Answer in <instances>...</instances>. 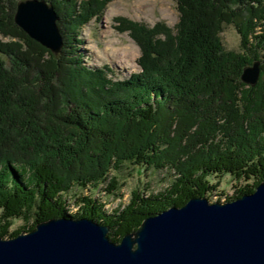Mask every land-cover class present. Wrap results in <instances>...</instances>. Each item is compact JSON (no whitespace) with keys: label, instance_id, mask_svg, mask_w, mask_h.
Here are the masks:
<instances>
[{"label":"trees","instance_id":"1","mask_svg":"<svg viewBox=\"0 0 264 264\" xmlns=\"http://www.w3.org/2000/svg\"><path fill=\"white\" fill-rule=\"evenodd\" d=\"M18 1L0 0L1 238L69 216L107 226L119 243L151 215L193 197L209 201L219 186L210 176L242 184L217 195L225 203L264 180V0H172L173 33L120 21L140 51V71L123 78L86 65L78 39L112 0H44L58 17L59 54L15 25ZM225 26L238 34V51L224 48ZM255 61L259 79L248 86L240 75ZM125 164L173 174L166 189L134 191L108 211L93 191ZM116 187L112 176L99 191ZM13 219L31 224L9 232Z\"/></svg>","mask_w":264,"mask_h":264},{"label":"water","instance_id":"2","mask_svg":"<svg viewBox=\"0 0 264 264\" xmlns=\"http://www.w3.org/2000/svg\"><path fill=\"white\" fill-rule=\"evenodd\" d=\"M57 14L44 0H20L14 22L53 54L63 41ZM258 62L240 80L254 86ZM0 264H264V180L253 193L226 203L190 198L145 218L119 243L108 227L69 216L39 222L29 232L0 237Z\"/></svg>","mask_w":264,"mask_h":264},{"label":"rangeland","instance_id":"3","mask_svg":"<svg viewBox=\"0 0 264 264\" xmlns=\"http://www.w3.org/2000/svg\"><path fill=\"white\" fill-rule=\"evenodd\" d=\"M123 20L141 23L147 27L163 23L173 33L178 22V12L176 4L172 0L110 1L101 13L99 20L93 19L89 21L79 31L78 39L82 41L80 53L83 55V61L86 65L97 68L108 66L113 72L120 70L119 78L126 77L130 72L139 70L137 65V59L140 55L139 48L129 37L127 30L124 31L118 28L122 25L120 21ZM18 28L25 33L20 27ZM27 37L30 38L28 35ZM220 38L225 49L239 50V36L232 26H225L220 34ZM2 39L7 40V38ZM14 40L23 43L17 38H14ZM33 41L36 42L35 40ZM184 144L182 142L181 145ZM168 172L169 170L165 169L155 171L153 169H146L145 167L125 164L119 171L111 172L107 181L99 184L97 190L93 192L95 196L98 195L106 203V209L111 211V209L125 206L134 191L148 194L166 189L171 179L170 174H173V172H170V174ZM112 176L115 177L117 182L114 192L106 194L99 191L100 188H105ZM209 180L213 184H219L214 193L209 196L210 203H215L217 200H219L217 202L225 203L224 196L217 197V195L233 196L235 190L242 185L235 182L229 175L220 177L210 176ZM75 209L70 206L71 212ZM11 223L9 232L20 226L30 225L31 221L25 223L20 219H13ZM0 224H2L1 220Z\"/></svg>","mask_w":264,"mask_h":264}]
</instances>
